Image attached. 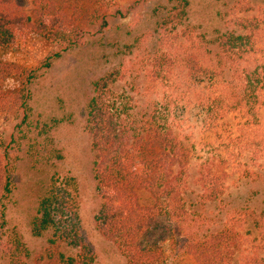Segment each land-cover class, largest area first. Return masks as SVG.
<instances>
[{"label": "rangeland", "instance_id": "1", "mask_svg": "<svg viewBox=\"0 0 264 264\" xmlns=\"http://www.w3.org/2000/svg\"><path fill=\"white\" fill-rule=\"evenodd\" d=\"M176 1H68L66 7L76 9V24L85 31L76 45L62 51L66 42L46 41L30 31L15 45L0 48V62L14 69L13 76L0 81V88L28 96L24 113L18 104L17 110L0 115V152L5 156L10 181L8 198L0 203V264H13L14 257L22 264H47L45 253L52 231L35 236L31 222L38 200L53 184L73 196L79 235L93 250L95 264L125 263L113 241L96 227L94 216L100 199L93 175L94 155L85 130L94 84L104 77L111 79L118 71L120 76L108 85L111 93H125L143 109L159 104L161 112L176 121L194 145L185 201L204 217L201 232L224 230L228 244L221 247V264H264V24L262 29L251 31L238 23L255 17L259 8L264 10V0H184L186 14L175 33L187 29L193 43L181 42L183 39L162 42L160 24ZM243 6L247 9L238 12L236 7ZM230 35L249 37L250 44L241 50L247 51L243 60L234 66L249 73L258 71L262 84L254 98L245 83L230 80L229 93L243 96L245 101L223 120L216 133L204 128L198 104L203 88L210 87L212 80L198 68L186 72L184 51L193 65L197 57V67L201 65L208 75L213 70L220 72L225 66L216 60L220 39ZM55 53L60 56L53 58ZM158 57L164 65L153 75L152 65ZM47 62L49 66H45ZM245 121L246 132H254L255 148L260 151L252 162L247 152L242 159L253 175L239 178L226 170V190L218 201L202 206L196 198V165L210 158L218 164L230 145L229 130L235 132L236 125ZM140 196L143 204L150 202L146 193ZM253 215L263 220L260 228L255 226ZM173 248L167 251V264H193L180 244ZM61 251L75 253L69 247Z\"/></svg>", "mask_w": 264, "mask_h": 264}, {"label": "trees", "instance_id": "2", "mask_svg": "<svg viewBox=\"0 0 264 264\" xmlns=\"http://www.w3.org/2000/svg\"><path fill=\"white\" fill-rule=\"evenodd\" d=\"M68 1L77 0H0V48L15 45L30 31L46 41L66 42L62 51L76 45L85 31L76 24V9L66 7ZM176 2L160 24V41L173 43L183 39L181 42L191 44L192 36L187 29L175 33L187 6L184 0ZM236 8L238 12L247 9L246 6ZM238 23L241 28L258 30L264 24V10L259 8L255 17ZM248 44L249 37L223 36L216 60L225 62V66L220 72L213 70L209 75L201 65L197 67V57L193 65L188 51H184L186 72L192 73L198 68L212 80L210 87L203 88L198 101L206 130L217 133L223 120L245 101L242 95L237 97L229 93L231 79L245 83L251 96L254 93L256 97L255 90L262 84L258 71L249 73L234 66L238 60H243L247 51L241 50ZM59 56L60 53H55L53 58ZM158 58L152 65L153 75L158 66L164 65L163 58ZM49 65V62L45 63V66ZM13 74L12 67L0 62V81ZM118 76L119 71L112 73L111 79L104 77L94 84L86 111L85 130L94 155L93 175L100 199L99 210L94 216L97 229L113 241L124 264H167V251L177 244L193 264H221V247L225 249L228 244L223 237L224 230L213 234L201 232L204 217L201 218V213H196L194 206H187L185 201L191 160L196 154L194 145L178 129L180 125L161 112L159 104L143 109L125 93H111L109 82ZM27 98V94L17 95L0 88V115L17 110L18 104L24 113ZM247 124L246 121L237 124L235 132L229 130L230 145L218 164L210 158L196 165L194 180L199 187L196 198L202 206L220 199L229 176L226 170L235 172L239 178L253 175L242 159L247 152V158L252 162L260 151L255 148L257 137L254 132H246ZM54 186L38 200L37 214L31 222L35 236L52 231L45 253L47 264H95L93 250L79 235L73 196ZM9 193L8 167L0 152V203L7 200ZM142 193L150 198L148 204L142 203ZM240 215L243 220V212ZM252 219L260 228L261 217L253 215ZM65 247L75 253L65 255L61 251ZM17 248L23 251L18 243ZM12 263L22 264L16 257Z\"/></svg>", "mask_w": 264, "mask_h": 264}]
</instances>
